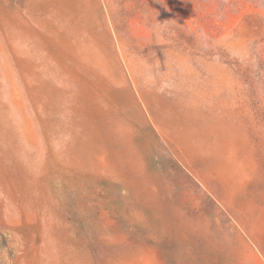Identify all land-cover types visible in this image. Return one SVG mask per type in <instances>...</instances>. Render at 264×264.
Masks as SVG:
<instances>
[{
    "label": "rangeland",
    "instance_id": "374dc122",
    "mask_svg": "<svg viewBox=\"0 0 264 264\" xmlns=\"http://www.w3.org/2000/svg\"><path fill=\"white\" fill-rule=\"evenodd\" d=\"M0 225L13 264H264V0H0Z\"/></svg>",
    "mask_w": 264,
    "mask_h": 264
},
{
    "label": "trees",
    "instance_id": "16d2710c",
    "mask_svg": "<svg viewBox=\"0 0 264 264\" xmlns=\"http://www.w3.org/2000/svg\"><path fill=\"white\" fill-rule=\"evenodd\" d=\"M9 237V233L0 225V264H13Z\"/></svg>",
    "mask_w": 264,
    "mask_h": 264
}]
</instances>
